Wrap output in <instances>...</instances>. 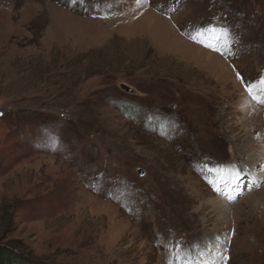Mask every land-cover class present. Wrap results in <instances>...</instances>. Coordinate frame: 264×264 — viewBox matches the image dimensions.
Listing matches in <instances>:
<instances>
[{
    "label": "rangeland",
    "instance_id": "rangeland-1",
    "mask_svg": "<svg viewBox=\"0 0 264 264\" xmlns=\"http://www.w3.org/2000/svg\"><path fill=\"white\" fill-rule=\"evenodd\" d=\"M238 73L264 99V0H0V247L264 264V103Z\"/></svg>",
    "mask_w": 264,
    "mask_h": 264
},
{
    "label": "trees",
    "instance_id": "trees-1",
    "mask_svg": "<svg viewBox=\"0 0 264 264\" xmlns=\"http://www.w3.org/2000/svg\"><path fill=\"white\" fill-rule=\"evenodd\" d=\"M0 264H41L33 262L20 256L5 247H0Z\"/></svg>",
    "mask_w": 264,
    "mask_h": 264
},
{
    "label": "snow or ice",
    "instance_id": "snow-or-ice-1",
    "mask_svg": "<svg viewBox=\"0 0 264 264\" xmlns=\"http://www.w3.org/2000/svg\"><path fill=\"white\" fill-rule=\"evenodd\" d=\"M207 31L215 33L217 31V29L215 27H210L207 29ZM202 34V33H201ZM222 34H223V30H222ZM195 39V38H194ZM201 43H203V41H201ZM208 47H213V45H207ZM216 51H219V49H215ZM237 78L241 80V83L244 84L245 90L249 93V95L252 97L253 100H257V102L259 103H264V99H260L258 98L257 93L254 91L255 89V85L253 84H246L243 80V78L239 75V73L237 74ZM260 84L264 85V77H262L260 79ZM239 174H236L235 178H238Z\"/></svg>",
    "mask_w": 264,
    "mask_h": 264
},
{
    "label": "water",
    "instance_id": "water-1",
    "mask_svg": "<svg viewBox=\"0 0 264 264\" xmlns=\"http://www.w3.org/2000/svg\"><path fill=\"white\" fill-rule=\"evenodd\" d=\"M120 87H121L123 90H125V91H129V89H128L127 87H125L124 85H121ZM137 173H139L140 176L143 175L142 171H140L139 169L137 170Z\"/></svg>",
    "mask_w": 264,
    "mask_h": 264
},
{
    "label": "bare ground",
    "instance_id": "bare-ground-1",
    "mask_svg": "<svg viewBox=\"0 0 264 264\" xmlns=\"http://www.w3.org/2000/svg\"><path fill=\"white\" fill-rule=\"evenodd\" d=\"M247 107H248V106H247ZM249 154H250V153H249ZM249 157H250V156H249ZM263 158H264V155H263ZM251 159H252V160L255 159V155H254ZM262 178L264 179V174H263V177H262ZM252 199H253V198H252ZM256 202H257V200H256ZM253 203H254V202H253ZM220 206H221V205H220ZM221 208H222V206H221ZM222 209H223V208H222ZM226 214H227V213H226ZM221 215L223 216V215H225V213H223V214H221Z\"/></svg>",
    "mask_w": 264,
    "mask_h": 264
}]
</instances>
